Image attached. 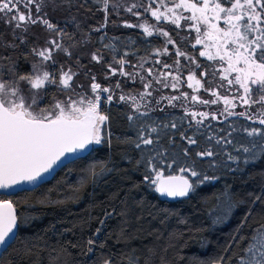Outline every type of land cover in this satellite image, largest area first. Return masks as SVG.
<instances>
[{
	"label": "snow or ice",
	"instance_id": "1",
	"mask_svg": "<svg viewBox=\"0 0 264 264\" xmlns=\"http://www.w3.org/2000/svg\"><path fill=\"white\" fill-rule=\"evenodd\" d=\"M95 2L102 4V10L105 12V23L94 29L99 32L107 27L110 0H95ZM66 4L70 5L71 0H0V20L13 26V40L4 41L0 38V48L17 47L14 42L17 39L21 43H27V37L23 34L17 35L16 30L26 33L29 25L39 23L46 30L55 33L54 38L46 41L47 47L31 49L38 60L32 62L31 70L27 73L17 71L16 63L11 56L0 55V61H8L0 63V189L7 190L24 183L36 184L44 180L68 154H79L93 145L111 141L107 106L112 103L115 96L113 87L102 86L97 82L95 74H91L92 82L89 85L91 95L80 93H76L75 96L70 95L75 93L76 87H83L79 84L74 86L73 81L80 74L79 70L86 65L81 64L77 56L75 64L78 70L74 71L71 66L65 68V64L59 63L54 58V52H63L72 59L73 49L78 44L88 42L85 39L66 46L61 38L65 36L69 39L73 38L65 29L59 28L46 18L47 12H44V8L52 6L55 11ZM20 6L26 10V13L20 10ZM33 7L36 10L35 18H33ZM112 7L116 11L125 5L119 0H112ZM138 8H142L143 13L149 14L155 21H167L177 28L180 27L181 20L193 21L194 23L189 27L197 33L195 43L203 44L205 49L199 55L210 61L219 60L221 63L218 71L222 72L220 79L227 81L228 85H239V89L243 90L239 96L231 98L222 96L217 88L205 87L201 83V80L208 75L207 71H201L200 79L196 78L195 73H190L186 80L182 81L179 73L181 67L179 57H185L193 63L195 58L188 56L178 46L175 47L177 59L174 61L176 68L174 74L172 71H154L151 67L145 69L146 58H141L142 62L139 65L131 64V61L126 59L128 52L121 53L117 58L115 53L118 50L111 44L105 45L112 49V61L106 64L108 72L105 74V79L119 74L135 83L139 77L143 86V91H140L138 96L122 93L118 97L120 102L130 103L135 113V115L126 114L129 122L143 121V118L149 116L152 111L163 112L164 108L160 105L164 101H167L166 106L180 107L184 112V119L179 124L171 119L167 123L153 120L149 124L143 121L136 127L135 139L125 138L120 141L132 145L141 153V158L133 163L137 167L143 166L142 181L154 186L155 191L161 196L185 198L190 193H194L198 186L219 178L209 175L202 167L204 163L212 168L216 166L217 159L223 155L226 161L233 164H248L255 157L256 149H260V155L264 158V0H135L127 4L125 10L133 16L140 17L143 13L134 11ZM184 11L191 15L185 17ZM221 20L227 27H220ZM123 26L142 28L147 37H152L154 34L164 37L166 46L155 50L157 56L169 54L167 45H176V41L168 31L149 24L147 18L141 24L125 22ZM103 59L99 50L91 54V61L100 63ZM154 63L160 64V61L156 60ZM113 64L119 65V69L113 67ZM129 64L133 69L139 67L147 73V76L137 71H126L125 66ZM196 67L200 68V65L196 63ZM162 68L171 69L173 65L165 63L162 64ZM233 73H235L234 77ZM89 74L90 70L85 73L86 76ZM212 75L215 77V72ZM153 81L160 87L155 88ZM182 83L193 89L191 96L188 92L171 96L161 95L156 100V107H149L152 101L148 98L153 96L154 92L162 89H171L175 92L180 89ZM52 85H55L59 92L64 93L66 99L53 97L50 102L45 101V96L50 95L49 89ZM115 88H121L119 81L115 83ZM201 88L213 99H203L195 94ZM102 93L106 95L102 96ZM102 99L106 106L104 111H101L100 107ZM237 100L240 106L245 107V111H235L238 106L235 102ZM41 101H44L43 106ZM180 101L183 103H178ZM220 102L224 107L219 115L215 112L195 110L197 104L211 106ZM257 105H259L258 112L251 113L250 110ZM221 117L225 120L230 117H242L252 123L240 128L229 125L228 130L219 129L218 131L223 132L224 135H217L215 132L203 136L195 133L190 135L182 127L186 121L188 128L195 126L199 132L201 128L212 127L211 123L205 124V121L223 123ZM171 129H177L179 139L184 142L179 153L176 154L171 147L176 144L177 133H172ZM233 132H242L247 139L242 137L236 140ZM239 153L249 155L241 156ZM164 166L168 169L175 167L178 174L165 175ZM107 171H110L107 164L101 172L89 169L93 182L97 176H102ZM224 201L226 212L231 211L233 205L231 196L226 193ZM254 201L264 203L260 195H256ZM249 215L250 213H246L238 225L237 233L226 246V250L232 247V242L247 241L240 253L233 252L236 264H264V223L249 225ZM18 220L14 202L10 199H0V247L10 246V241H14ZM103 223L104 220H100V224ZM246 226L249 227V231L246 235H240V229ZM100 231L101 229L97 228L96 234L98 235ZM237 235L239 241H236ZM95 244V240L89 239L87 251L92 252V246ZM25 254L31 255L32 250L27 249ZM126 259L128 264H140L135 256ZM103 264H113V260L104 259ZM214 264H225L224 257L220 256Z\"/></svg>",
	"mask_w": 264,
	"mask_h": 264
},
{
	"label": "trees",
	"instance_id": "2",
	"mask_svg": "<svg viewBox=\"0 0 264 264\" xmlns=\"http://www.w3.org/2000/svg\"><path fill=\"white\" fill-rule=\"evenodd\" d=\"M125 7L113 10L112 0L108 8L107 27L101 31H94L105 23L103 5L95 0H71V4L57 8L53 11L52 6L44 8L47 19L59 28H63L73 38L62 37V42L69 44L88 40L87 43L78 44L73 49V57L69 59L63 52H54V58L66 65H72L76 70L75 59L80 58V63L86 65L80 69L76 77L79 85L76 87L80 93L90 92L91 74L104 83L112 82L115 87L117 81L125 84L126 91L117 89L115 98L107 106L110 124V143L95 145L85 155H82L60 168L49 181L33 189H25L11 196H1L0 199H10L16 206L18 231L14 241L3 252L0 264H103L104 259L111 258L113 264H128L126 257L135 256L140 264H214L220 256L224 257L225 264H236L233 252L240 253L244 247L242 243L232 242V247L226 250V246L237 233V227L245 217H248L249 225L264 223V203L254 201L256 195L264 200V158L260 155V149L255 150V157L248 163L239 165L226 161L221 155L216 166L209 168L207 163L202 167L209 175L219 177L216 180L205 182L197 187L194 193L188 197L179 199H167L142 181L144 174L143 166L137 167L133 161L141 158V153L132 145L120 141L125 138L135 139L136 127L143 121L151 124L153 120L167 123L169 119L178 124L184 119V112L180 107L172 108L167 101L161 103L159 110L150 112L143 121L129 122L126 114L135 115L130 103L118 100L119 91L127 94L143 91L139 77L132 83L127 77L119 74L105 79L108 72L107 63L112 61V49L105 47L111 44L118 51L117 58L123 52H128L126 57L131 64L139 65L141 58H146L145 69L151 67L154 71H172L176 73L174 61L177 59L175 47L188 56L195 58V63L185 57H179L181 80L194 68L198 78L201 71H207L208 75L203 78L206 87L209 82L220 79L219 60H208L200 56V46L195 45L197 33L193 28H177L167 21H155L149 14L143 13L142 8L135 9L143 13L140 17L133 16L125 10L127 4L135 0H119ZM156 5H154L155 7ZM20 10H26L20 6ZM33 18L36 17L35 7L32 8ZM43 15V12L41 13ZM147 18L149 24L168 31L176 41V45H167L169 54L155 55L156 49L165 47V38L154 34L147 37L142 28H128L123 26L125 22L138 25ZM12 27L0 20V34L4 41H12ZM183 28V29H182ZM17 35L27 37V43L15 40L17 47L0 48V55L11 56L16 63L17 71L29 72V64L35 58L31 49L40 45H47L46 41L55 37V33L37 23L29 25L26 33L16 30ZM103 38V39H101ZM99 50L103 56L100 63L91 61V54ZM159 60L160 64L154 63ZM7 63L8 61H1ZM173 65L171 69H163L162 64ZM196 63L200 68L196 67ZM131 64L125 66L128 72L137 71L141 75L147 73L139 67L133 69ZM119 69V65L113 64ZM90 70L89 75H85ZM215 72V77L212 73ZM151 79V77H149ZM210 79V80H209ZM207 81V82H206ZM221 82V81H220ZM212 83V82H211ZM223 84L227 81L222 80ZM76 85V84H75ZM74 85V86H75ZM153 86L159 88L153 81ZM185 83L181 84L178 91L162 89L153 93L148 99L152 101L149 107H156V100L161 95H179L180 92H188ZM61 92L55 89L50 93L54 96ZM178 103H183L180 101ZM191 107V105H189ZM205 109L208 106L195 105ZM102 101L101 111L105 110ZM143 111V110H142ZM221 105L209 106L208 112L219 115ZM241 112V111H240ZM190 119V117L188 118ZM220 121H205L211 123V128H201L197 132L195 126L182 125L187 134L224 135L218 130L245 127L251 124L242 117H224ZM258 126L259 125H254ZM176 144L171 147L174 154L179 153L183 141L179 139L178 130ZM236 140L246 138L242 132H233ZM163 143V141H162ZM229 151L231 148L229 147ZM236 154V153H233ZM241 156L249 154L239 153ZM107 164L110 171L97 176L93 182L89 169L97 172L103 171ZM165 167V175L178 174L173 169ZM195 179V178H192ZM232 198V210L226 212L224 201L225 194ZM111 213L110 215H105ZM219 218V220H218ZM104 220L100 224V220ZM181 221H185L182 223ZM101 231L97 235L96 229ZM249 227L240 229V235H246ZM95 240L92 252H88L87 241ZM239 241V235L236 236ZM27 249L32 250L31 255H26Z\"/></svg>",
	"mask_w": 264,
	"mask_h": 264
},
{
	"label": "rangeland",
	"instance_id": "3",
	"mask_svg": "<svg viewBox=\"0 0 264 264\" xmlns=\"http://www.w3.org/2000/svg\"><path fill=\"white\" fill-rule=\"evenodd\" d=\"M169 6H171V4L169 5ZM178 11H183V10H178ZM183 15L185 16V17H187V16H189V15H191V13H189V12H186V11H184L183 12ZM194 22L193 21H190V20H181V23H180V27H179V29H181V27H185L187 30L188 29H191L190 27H189V25H191V24H193ZM176 26V25H175ZM220 27H227V25H225L224 24V22H223V20H221L220 21ZM183 29V28H182ZM204 30V28H203V26H202V31ZM195 45H197L196 43H195ZM198 46H200V52L201 51H204L205 49H204V45L203 44H200V45H198ZM43 47H47V46H45V45H40L38 48H43ZM210 51H215L214 49H210ZM38 60V57L37 58H35V60H33L32 62H34V61H37ZM0 63H3V62H1L0 61ZM221 63V62H220ZM32 64V63H31ZM68 66H71L72 67V65H66L65 66V68H67ZM144 66H146V63H144ZM226 66V65H225ZM73 68V67H72ZM73 70L74 71H77L76 69H74L73 68ZM190 73H195V71H194V68L191 70V71H189L188 73H187V75H186V77H185V80H186V78H187V76L190 74ZM174 74H176L175 72H174ZM195 75H196V78L197 79H200V78H198L197 77V74L195 73ZM220 77H221V75H222V72H220ZM234 75H235V73H233V77H234ZM230 78H232V77H230ZM170 79V78H169ZM220 79V78H219ZM210 80V79H209ZM221 81V82H220ZM207 82V81H206ZM211 87H213V88H217V90L220 92V94L222 95V96H228L229 98H231L232 96H239V95H241L242 94V89H239V85H228V84H223L222 83V80L220 79L219 81H217V82H215V80L214 79H211ZM201 83H203L204 84V82H203V79L201 80ZM193 84H194V87H195V82L193 81ZM221 84H223L224 85V87H218L219 85H221ZM187 85V84H186ZM205 86V85H204ZM206 87V86H205ZM114 89H115V87H113V91H114ZM237 89H239V91H237ZM143 90V89H142ZM114 92H116V91H114ZM80 93V92H79ZM137 93V92H136ZM188 93H189V95L191 96L192 94H193V89H190L189 88V91H188ZM80 94H87V95H91V93H88V92H83V93H80ZM137 94H139V92L137 93ZM137 94H135V92L134 93H132L131 95H137ZM195 94H197V95H199L201 98H203V99H213V97H211L210 96V94L209 93H206L204 90H203V88H201L200 90H199V92H197V93H195ZM70 95H71V93H70ZM101 95H103V94H101ZM73 96H75V95H73ZM171 96V95H170ZM53 97H58L59 99H66V96H65V94L64 93H59V94H57V96L56 95H54V96H51L50 97V99H49V102L52 100V98ZM45 99V101H47V99L46 98H44ZM236 103H237V108L235 109V111H237V112H240V111H245L246 109H245V107H242V106H240L239 105V101L237 100V101H235ZM43 104H44V101H41V105L43 106ZM218 105H221V109H223V107H224V105H223V103L222 102H220V103H217ZM131 106V105H130ZM201 106H205V105H201ZM208 109H209V106L208 107H206L205 109H202V107H200V106H196V108H195V110H198V111H208ZM143 110V109H142ZM258 110H259V105H257V106H254L250 111H251V113H253V114H255V113H257L258 112Z\"/></svg>",
	"mask_w": 264,
	"mask_h": 264
},
{
	"label": "water",
	"instance_id": "4",
	"mask_svg": "<svg viewBox=\"0 0 264 264\" xmlns=\"http://www.w3.org/2000/svg\"><path fill=\"white\" fill-rule=\"evenodd\" d=\"M91 149H92V146L87 151H85V152H82V153H79V154H75V155L68 154L66 156V158L63 160L62 163H60L58 166H56L55 169L50 174H47L46 175V178L44 180L39 181L36 184L24 183L22 185L15 186L14 188L7 189V190L0 189V197L1 196H11V195H15L18 192L23 191L25 189H33V188H36V187L40 186L44 182L49 181L50 179H52V177L56 174V172L60 168H62L63 166H65L69 162L73 161L74 159H76V158H78V157H80L82 155L87 154ZM162 197L167 198V199H179V198H170V197H166V196H162ZM15 231H16V235H17L18 227H17V229ZM15 238H16V236H15ZM12 242L13 241H10V244ZM7 248H8V245H5V246L0 247V258H1L2 254H3V252L5 251V249H7Z\"/></svg>",
	"mask_w": 264,
	"mask_h": 264
},
{
	"label": "flooded vegetation",
	"instance_id": "5",
	"mask_svg": "<svg viewBox=\"0 0 264 264\" xmlns=\"http://www.w3.org/2000/svg\"><path fill=\"white\" fill-rule=\"evenodd\" d=\"M45 46H48V45H45ZM38 47H39V46H38ZM31 63H32V62H31ZM28 68H29V70H31V64H29ZM96 80H97V79H96ZM91 82H92V81H91ZM91 82H90V84H91ZM97 82H99L102 86H109V85H111L112 87H114V86L112 85V82H111V81H109L108 83H104V82H102V81L97 80ZM75 84H76V85L79 84V81H78L77 78H75L74 81H73V85H75ZM120 85H121L122 90H123V89H126V88L123 87L124 85H126V83L123 84V83L120 82ZM121 88H120V89H121ZM55 89H57V87H56L55 85L50 86V89H49L50 93L53 92ZM114 91H116V92H115V96H116V93H118V91H117L116 88L114 89ZM123 91H126V90H123ZM76 93H79V89L76 90V88H75V93H71V95H75ZM122 93L127 95V93L122 92V91H119V95H121ZM137 93H138V92H137ZM137 93L135 92V94H137ZM102 94H103V93H102ZM104 95H106V94H103L102 96H104ZM115 96H114V98H115ZM137 96H138V94H137ZM50 97H51L50 95H46V96H45V98L47 99V101H49ZM114 98H113V99H114ZM102 101H103V99H102ZM102 101H101V103H102ZM100 107H101V105H100ZM94 146H95V145H93L92 147H94Z\"/></svg>",
	"mask_w": 264,
	"mask_h": 264
}]
</instances>
